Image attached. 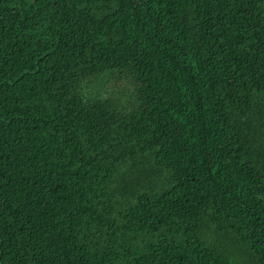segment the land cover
Wrapping results in <instances>:
<instances>
[{"label":"trees","instance_id":"obj_1","mask_svg":"<svg viewBox=\"0 0 264 264\" xmlns=\"http://www.w3.org/2000/svg\"><path fill=\"white\" fill-rule=\"evenodd\" d=\"M0 264H264V0H0Z\"/></svg>","mask_w":264,"mask_h":264},{"label":"rangeland","instance_id":"obj_2","mask_svg":"<svg viewBox=\"0 0 264 264\" xmlns=\"http://www.w3.org/2000/svg\"><path fill=\"white\" fill-rule=\"evenodd\" d=\"M130 88L123 76L116 75L104 79V87L100 90L103 98H107L117 105L125 106L131 100Z\"/></svg>","mask_w":264,"mask_h":264}]
</instances>
